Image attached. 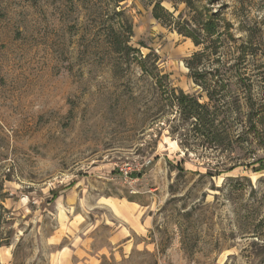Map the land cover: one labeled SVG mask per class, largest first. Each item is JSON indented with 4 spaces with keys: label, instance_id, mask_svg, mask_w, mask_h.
<instances>
[{
    "label": "rangeland",
    "instance_id": "374dc122",
    "mask_svg": "<svg viewBox=\"0 0 264 264\" xmlns=\"http://www.w3.org/2000/svg\"><path fill=\"white\" fill-rule=\"evenodd\" d=\"M208 1L238 44L255 37L247 66L260 100L264 0ZM116 2L0 0V264H55L83 230L100 247L110 198L153 209L135 237L152 250L134 251L135 264H264V145L249 135L219 152L186 142L174 114L157 119L141 71L116 67L115 10L132 21L130 44L157 52L173 86L195 95L185 61L199 48L153 18L151 0Z\"/></svg>",
    "mask_w": 264,
    "mask_h": 264
},
{
    "label": "trees",
    "instance_id": "16d2710c",
    "mask_svg": "<svg viewBox=\"0 0 264 264\" xmlns=\"http://www.w3.org/2000/svg\"><path fill=\"white\" fill-rule=\"evenodd\" d=\"M123 1L117 0L115 7L120 8ZM163 1L151 0L153 18L170 31L191 39L199 48L185 64L200 93L189 94L174 87L169 74L160 67L157 52L151 49L145 55L130 44L133 24L122 10H115L119 20L109 32V42L117 56L116 67L127 64L141 71L144 81L154 90L151 100L160 106L156 118L163 121L174 114V120L179 122L176 131L189 127L191 136L181 133L186 142L193 139L198 146L219 152H232L236 146L251 143L250 137L264 145V91L259 100L247 66L258 55L255 37L251 36L247 44H238L223 13L201 5L202 0H170L173 11ZM180 4L185 8L176 14Z\"/></svg>",
    "mask_w": 264,
    "mask_h": 264
},
{
    "label": "crops",
    "instance_id": "0c3cea01",
    "mask_svg": "<svg viewBox=\"0 0 264 264\" xmlns=\"http://www.w3.org/2000/svg\"><path fill=\"white\" fill-rule=\"evenodd\" d=\"M108 204L112 209H102L103 225L109 231L104 243L96 248L93 239L83 230L78 239L71 237L72 242L63 245L55 256V264H102L106 258L117 264H135L131 260L134 251L152 250L145 241L139 242L135 237L146 236L152 228L153 209H139L137 203L114 198Z\"/></svg>",
    "mask_w": 264,
    "mask_h": 264
},
{
    "label": "built area",
    "instance_id": "2783aa9c",
    "mask_svg": "<svg viewBox=\"0 0 264 264\" xmlns=\"http://www.w3.org/2000/svg\"><path fill=\"white\" fill-rule=\"evenodd\" d=\"M130 167L128 165L121 168V172L125 177H128V174L130 173Z\"/></svg>",
    "mask_w": 264,
    "mask_h": 264
}]
</instances>
